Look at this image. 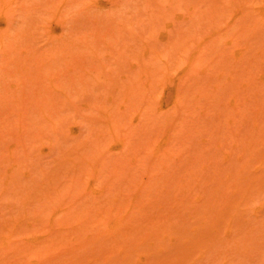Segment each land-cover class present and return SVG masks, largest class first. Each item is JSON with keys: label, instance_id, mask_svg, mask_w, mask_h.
Returning a JSON list of instances; mask_svg holds the SVG:
<instances>
[{"label": "rangeland", "instance_id": "obj_1", "mask_svg": "<svg viewBox=\"0 0 264 264\" xmlns=\"http://www.w3.org/2000/svg\"><path fill=\"white\" fill-rule=\"evenodd\" d=\"M20 241L264 264V0H0V264Z\"/></svg>", "mask_w": 264, "mask_h": 264}, {"label": "bare ground", "instance_id": "obj_2", "mask_svg": "<svg viewBox=\"0 0 264 264\" xmlns=\"http://www.w3.org/2000/svg\"><path fill=\"white\" fill-rule=\"evenodd\" d=\"M146 216H147V215H146ZM77 236H79V234H78ZM73 238H74V239H72V238L70 237V239H71L73 242L76 241L75 243H77L76 238H75V237H73ZM63 239H65V241H66L67 236H66V237L64 236ZM70 239H69V240H70ZM31 240H32V239H31ZM34 240H35V239H34ZM71 240H70V241H71ZM85 240H86V237H85V239L83 240L84 243H85ZM35 241H36V240H35ZM110 241H114V239L111 238ZM25 242H26V243H25ZM80 242H81V241H80ZM80 242H78V243H80ZM18 243H19V244H18ZM23 243L25 244V246H24ZM27 243H29V245L31 244L29 247H31L32 245H33V246H32L31 248H29ZM78 243H77L78 246H82V245H84V243H83L82 245H80L82 242H81L80 244H78ZM20 244H21V241H20V242H17V247H16V248H18V250H17L18 252L16 251L15 253H13V254L11 255L12 257H13L14 255H15V257H17L16 255H18V254H20V255H18V256H21V257H22V255L24 256V254H25L26 251H27V253H29V255L32 254V255H35L34 257H36V254H35L36 252H35L34 254L32 253V251H33V252L36 251V250H35V248H36V246H35L36 242H35V243L33 242V244H32L31 242H27V241L22 242V244H21V250H20V248H19V247H20V246H19ZM10 245H11V247H12V244H7V245H5V246H7L6 248H5V247H4V249H3V248H0V250L2 249V250L4 251L5 249L7 250V248H8V249H11ZM13 245H15V244H13ZM70 245H71V249L75 246V244L73 245V244L70 243L69 245H67V246H68L67 249L70 248V247H69ZM0 246H1V245H0ZM3 246H4V245H3ZM22 246H23V247H22ZM9 247H10V248H9ZM24 247H25V248H24ZM33 247H35V248H33ZM26 248H27V250H26ZM22 249H25L26 251H25V250H22ZM28 249H29V250H28ZM2 250H1V251H2ZM29 251H30V252H29ZM4 252H5V251H4ZM21 252H22V253H21ZM16 253H17V254H16ZM23 253H24V254H23ZM25 255H28V254H25ZM29 255L26 256L27 259H26L25 256H24V258H23V257H22V258H20V257L18 258V257H17V259H21V260H22V259H26V260H22V261H25L24 264H31L30 262H28V263L26 262V261L29 260V258H30V260H31V258H32V257H30ZM77 258H78V257H77ZM13 259L15 260L16 258H13ZM32 259H35V258H32ZM30 260H29V261H30ZM7 261H8V260L5 261V264H9L8 262H9L10 260H9L8 262H7ZM16 261H17V260H15V262L13 261V262H14L13 264H18V263H19V264H21V263L23 264V262H22V261L20 262V260L17 261V263H16ZM33 261H34V260H33ZM76 262H77V259H76ZM32 263H33V262H32ZM10 264H12V260H11ZM35 264H36V262H35Z\"/></svg>", "mask_w": 264, "mask_h": 264}]
</instances>
